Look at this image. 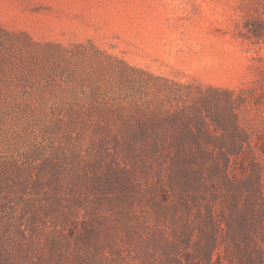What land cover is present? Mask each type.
<instances>
[{"label": "rangeland", "instance_id": "obj_1", "mask_svg": "<svg viewBox=\"0 0 264 264\" xmlns=\"http://www.w3.org/2000/svg\"><path fill=\"white\" fill-rule=\"evenodd\" d=\"M0 264H264V0H0Z\"/></svg>", "mask_w": 264, "mask_h": 264}, {"label": "trees", "instance_id": "obj_2", "mask_svg": "<svg viewBox=\"0 0 264 264\" xmlns=\"http://www.w3.org/2000/svg\"><path fill=\"white\" fill-rule=\"evenodd\" d=\"M198 134H194V133H189V134H179L178 136H176V141L179 144H183L185 141L190 140L191 142H193L194 144H196V142H198Z\"/></svg>", "mask_w": 264, "mask_h": 264}]
</instances>
